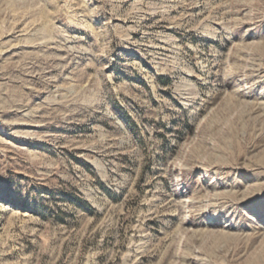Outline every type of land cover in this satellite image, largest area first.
<instances>
[{
    "label": "rangeland",
    "instance_id": "374dc122",
    "mask_svg": "<svg viewBox=\"0 0 264 264\" xmlns=\"http://www.w3.org/2000/svg\"><path fill=\"white\" fill-rule=\"evenodd\" d=\"M0 264H264V0H0Z\"/></svg>",
    "mask_w": 264,
    "mask_h": 264
}]
</instances>
